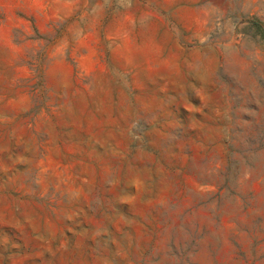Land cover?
<instances>
[{
    "label": "rangeland",
    "instance_id": "374dc122",
    "mask_svg": "<svg viewBox=\"0 0 264 264\" xmlns=\"http://www.w3.org/2000/svg\"><path fill=\"white\" fill-rule=\"evenodd\" d=\"M0 264H264V0H0Z\"/></svg>",
    "mask_w": 264,
    "mask_h": 264
}]
</instances>
